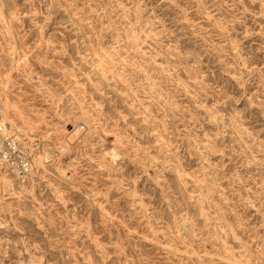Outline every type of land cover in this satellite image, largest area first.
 <instances>
[{"label":"rangeland","instance_id":"rangeland-1","mask_svg":"<svg viewBox=\"0 0 264 264\" xmlns=\"http://www.w3.org/2000/svg\"><path fill=\"white\" fill-rule=\"evenodd\" d=\"M0 92V264H264V0H0Z\"/></svg>","mask_w":264,"mask_h":264},{"label":"built area","instance_id":"built-area-1","mask_svg":"<svg viewBox=\"0 0 264 264\" xmlns=\"http://www.w3.org/2000/svg\"><path fill=\"white\" fill-rule=\"evenodd\" d=\"M30 159L22 133L5 121L0 99V166L5 167L13 178L20 179L31 167Z\"/></svg>","mask_w":264,"mask_h":264},{"label":"bare ground","instance_id":"bare-ground-1","mask_svg":"<svg viewBox=\"0 0 264 264\" xmlns=\"http://www.w3.org/2000/svg\"><path fill=\"white\" fill-rule=\"evenodd\" d=\"M6 75H7V74H6ZM6 77H7V76H6ZM6 86H7V84H6ZM0 93H1V92H0ZM0 95H1V94H0ZM4 96H5V95H4ZM4 99H5L6 102H8V100H7L6 97H5ZM4 106H5V105H4ZM4 113H5V112H4ZM8 117H9V115H8V112H7V109H6V113L4 114V119L6 118V119L8 120ZM9 121H10V120H9ZM10 122H11V121H10ZM87 129H88V128H87ZM80 130H82V126H79V128H77V131H75V132H74V130H73V133L71 132V134H73L72 137H74V133H75V135H76L77 133L81 132ZM67 133H68V132H67ZM50 134H51V133H50ZM71 134H70V135H71ZM48 135H49V134H48ZM70 135H69V136H70ZM78 135H79V134H78ZM103 135H104V134H103ZM69 136H68V137H69ZM80 136H81V134H80ZM107 136H108V135H107ZM111 136H112V135H111ZM66 140H67V139H66ZM111 145H112V144H111ZM28 148H29V147H28ZM45 155H47V154H45ZM38 160H39V158H38ZM38 164H39V163H38ZM102 211H103V210H102Z\"/></svg>","mask_w":264,"mask_h":264}]
</instances>
